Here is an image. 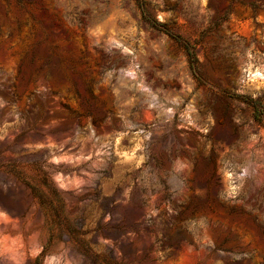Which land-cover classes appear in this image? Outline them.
Masks as SVG:
<instances>
[{"label":"rangeland","instance_id":"obj_1","mask_svg":"<svg viewBox=\"0 0 264 264\" xmlns=\"http://www.w3.org/2000/svg\"><path fill=\"white\" fill-rule=\"evenodd\" d=\"M258 71L264 0H0V214L41 221L24 264H264Z\"/></svg>","mask_w":264,"mask_h":264},{"label":"bare ground","instance_id":"obj_2","mask_svg":"<svg viewBox=\"0 0 264 264\" xmlns=\"http://www.w3.org/2000/svg\"><path fill=\"white\" fill-rule=\"evenodd\" d=\"M255 74L264 77V74L259 71ZM57 125L58 122L53 121L49 126L56 127ZM1 159L7 161V158ZM8 183L14 185L15 177L10 178ZM39 219V217L31 218L29 216L25 219L19 220L18 218H13L5 213L0 214L1 264H24L29 256L36 255L39 251L40 244L37 242L35 225L41 223Z\"/></svg>","mask_w":264,"mask_h":264}]
</instances>
